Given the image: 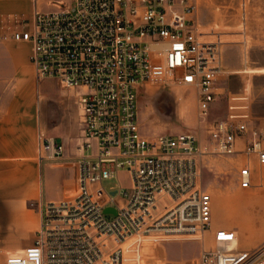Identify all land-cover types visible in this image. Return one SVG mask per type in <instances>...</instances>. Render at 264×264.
I'll return each instance as SVG.
<instances>
[{
    "label": "built area",
    "instance_id": "built-area-1",
    "mask_svg": "<svg viewBox=\"0 0 264 264\" xmlns=\"http://www.w3.org/2000/svg\"><path fill=\"white\" fill-rule=\"evenodd\" d=\"M196 1L59 0L32 19L3 21L4 41L31 44L37 81L74 92L82 110L77 197L47 204L33 251L11 264H125L139 239L204 236L213 223L200 169L207 155L237 161L244 188L264 187V122L219 121L207 147L192 133H141L137 99L149 84L193 89L204 121L220 96L226 44L200 30ZM39 139L41 161L63 158L64 144ZM123 171L130 190L105 186ZM214 243L199 264H264V245L240 251L235 231L221 228Z\"/></svg>",
    "mask_w": 264,
    "mask_h": 264
},
{
    "label": "rangeland",
    "instance_id": "rangeland-1",
    "mask_svg": "<svg viewBox=\"0 0 264 264\" xmlns=\"http://www.w3.org/2000/svg\"><path fill=\"white\" fill-rule=\"evenodd\" d=\"M251 5L252 2L248 0H227L215 4L209 14V17L214 18H228L231 15L234 27L227 30L215 24L209 29L213 33H228L229 36L221 40L226 44V68L218 84L220 96L209 117L205 121L199 117L193 89L149 84L140 90L137 99L139 125L145 139L154 141L166 134L177 137L192 133L203 147H207L210 142L209 131L219 121H247L256 125L264 122V76L254 74L252 68L257 65L251 64L252 54L249 65L243 66V54L236 46L244 42L245 33L249 31ZM261 5L264 7V2ZM258 14L264 19V11L259 10ZM248 43L250 46L251 40L248 39ZM254 56L258 65L264 64L263 52L255 50ZM67 94V101L76 96L74 92ZM47 110L45 120L48 127L60 129L68 117L67 127L81 129L82 132V110L78 107L67 109L58 102H51ZM200 169L202 185L213 196L211 227H222L238 233L240 251H255L263 246L264 187H256L258 183H255L253 188H244L236 171L237 161L224 156H204ZM119 177L124 186H130V180L124 174L120 173ZM118 185L117 179L105 182L107 188H116ZM134 246L128 249L125 264H199L204 251L217 248L207 233L202 237L144 238L136 241Z\"/></svg>",
    "mask_w": 264,
    "mask_h": 264
},
{
    "label": "crops",
    "instance_id": "crops-1",
    "mask_svg": "<svg viewBox=\"0 0 264 264\" xmlns=\"http://www.w3.org/2000/svg\"><path fill=\"white\" fill-rule=\"evenodd\" d=\"M52 1L59 0H38L36 5L32 0H0V264L27 258L33 251L41 211L49 203L71 201L78 193L81 129L67 127L68 117L60 129L48 127L45 120L51 102L76 109L75 97L65 100L68 94L56 81H37L30 59L31 44L3 40V21L8 16L32 19L36 8L47 11L50 9L48 3ZM60 1L70 3L74 0ZM226 1H196L199 28L211 40L229 37L228 33L209 31L215 24L227 30L234 28L231 15L228 18L209 17L215 4ZM248 1L252 2L249 31L245 33L244 42L236 46L243 54V66L249 65L252 54L251 64L257 65L252 68L254 74L264 76V64L258 65L254 56L255 50L264 53V19L258 16L259 10L264 11L261 5L264 0ZM248 39L251 40L250 46ZM42 132L65 145L62 159L40 160L39 137ZM120 173L130 180V186H124L118 175L119 184L130 190L131 177L125 171ZM221 228H212L207 235L214 240L215 233Z\"/></svg>",
    "mask_w": 264,
    "mask_h": 264
},
{
    "label": "water",
    "instance_id": "water-1",
    "mask_svg": "<svg viewBox=\"0 0 264 264\" xmlns=\"http://www.w3.org/2000/svg\"><path fill=\"white\" fill-rule=\"evenodd\" d=\"M58 142H60V141H58ZM113 195H115V193H113ZM105 212H106V214H114V215H116V212L114 210H112V209H106Z\"/></svg>",
    "mask_w": 264,
    "mask_h": 264
},
{
    "label": "bare ground",
    "instance_id": "bare-ground-1",
    "mask_svg": "<svg viewBox=\"0 0 264 264\" xmlns=\"http://www.w3.org/2000/svg\"><path fill=\"white\" fill-rule=\"evenodd\" d=\"M239 247V246H238Z\"/></svg>",
    "mask_w": 264,
    "mask_h": 264
}]
</instances>
